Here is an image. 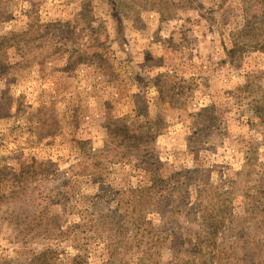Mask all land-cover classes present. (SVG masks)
I'll return each mask as SVG.
<instances>
[{
	"label": "rangeland",
	"instance_id": "rangeland-1",
	"mask_svg": "<svg viewBox=\"0 0 264 264\" xmlns=\"http://www.w3.org/2000/svg\"><path fill=\"white\" fill-rule=\"evenodd\" d=\"M263 13L0 0V264H264Z\"/></svg>",
	"mask_w": 264,
	"mask_h": 264
},
{
	"label": "trees",
	"instance_id": "trees-1",
	"mask_svg": "<svg viewBox=\"0 0 264 264\" xmlns=\"http://www.w3.org/2000/svg\"><path fill=\"white\" fill-rule=\"evenodd\" d=\"M115 134H116L115 136L117 137V141L119 143L121 144L128 143L127 146L130 149L140 151L139 153H145L147 151V149L145 148L146 145L154 141V135L151 131L142 130L140 132H137V130L132 127L119 128L118 126L116 127Z\"/></svg>",
	"mask_w": 264,
	"mask_h": 264
}]
</instances>
